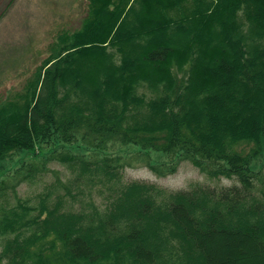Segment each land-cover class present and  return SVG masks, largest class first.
Masks as SVG:
<instances>
[{
    "label": "trees",
    "instance_id": "1",
    "mask_svg": "<svg viewBox=\"0 0 264 264\" xmlns=\"http://www.w3.org/2000/svg\"><path fill=\"white\" fill-rule=\"evenodd\" d=\"M89 1L0 100V264H264V0ZM115 146L236 183L122 184ZM52 161L75 171L77 196L99 187L105 201L75 208L61 178L64 192L21 197Z\"/></svg>",
    "mask_w": 264,
    "mask_h": 264
},
{
    "label": "rangeland",
    "instance_id": "2",
    "mask_svg": "<svg viewBox=\"0 0 264 264\" xmlns=\"http://www.w3.org/2000/svg\"><path fill=\"white\" fill-rule=\"evenodd\" d=\"M89 2V0H0V100L23 88L37 67L52 54L51 48L59 33L65 30L72 32L80 28L88 12ZM71 150L83 158H88L93 153V150L82 146L72 147ZM136 151L137 148L130 146L127 148L115 146L108 150L109 154L123 155L125 161H129L126 162L127 166L119 169L122 184L146 181L170 191H177L187 189L195 183L218 189L236 183L235 180L225 177L211 178L187 159H170L157 153L142 157ZM99 153L107 154L106 151ZM154 160L156 163H163L164 167L174 165L175 171L164 175L158 174L147 164ZM10 166L9 162L6 170L1 169L0 177L9 171ZM74 173L75 171L66 163L49 162L41 174L22 182L18 187L19 194L36 203L37 196L51 187L54 191L58 189L64 192L63 187L56 186V179L61 178L70 185L76 195L77 185L71 182ZM105 194L106 192L99 191V187L87 188L75 198L67 197V200L68 204H73L75 208H79L81 204L86 206V201L89 202L91 199L101 205L105 201ZM9 201L15 203L12 194ZM1 248L0 242V251ZM219 248L222 247L219 245ZM219 264L222 262L219 261Z\"/></svg>",
    "mask_w": 264,
    "mask_h": 264
}]
</instances>
